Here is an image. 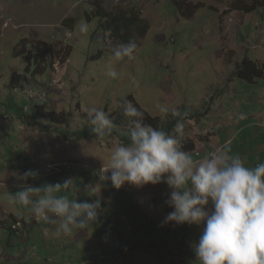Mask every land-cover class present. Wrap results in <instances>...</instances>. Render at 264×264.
Listing matches in <instances>:
<instances>
[{"label": "rangeland", "instance_id": "rangeland-1", "mask_svg": "<svg viewBox=\"0 0 264 264\" xmlns=\"http://www.w3.org/2000/svg\"><path fill=\"white\" fill-rule=\"evenodd\" d=\"M94 1L0 0V163L14 170L13 184L24 183L20 175L28 169L39 176L26 183L37 187L66 178L81 189L98 183L102 160L122 143L119 134L104 141L70 142L59 130L92 127L87 107L95 105L111 115L117 102L128 97L162 120L173 109L202 113L209 104L210 116L202 117L199 125L197 120L184 122L180 141L193 137L197 143L205 129L219 141L229 140L232 154H239L248 166L264 162V82L248 84L234 76L243 58L264 63V6L244 13L228 10L233 0H185L204 5L186 19L170 0H97L107 10L132 7L149 26L147 35L137 40L136 59L116 62L112 50L119 42L106 34L102 38L97 20L85 16ZM81 23L89 25L87 34L79 32ZM36 56L41 68L51 64L41 74H34ZM109 63L118 79L105 75ZM14 74L22 88H11ZM157 103L166 105L168 113H160ZM36 106L68 115V125L54 126L40 117L38 125H27ZM248 125L252 127L245 130ZM204 150L206 155L210 151ZM152 187L125 184L117 190L105 184L100 194H92L102 200L99 220L69 236L56 234L58 221L36 219L31 229V213L13 204L23 211L15 233L14 223L3 220L0 209V264H177L180 255L171 260L164 249L176 236L180 243L188 242L194 228L163 224L165 207L145 202ZM19 190H0V203L10 202ZM58 195L95 199L75 188ZM198 229L195 226V232ZM164 258L168 263L159 262ZM180 264H193V258L185 255Z\"/></svg>", "mask_w": 264, "mask_h": 264}, {"label": "clouds", "instance_id": "clouds-1", "mask_svg": "<svg viewBox=\"0 0 264 264\" xmlns=\"http://www.w3.org/2000/svg\"><path fill=\"white\" fill-rule=\"evenodd\" d=\"M88 31L87 23L79 25L82 35ZM138 50L136 38L130 37L112 50L113 61L134 60ZM105 75L119 78L111 63ZM116 106L128 120L130 140L115 146L106 162L102 160L98 183L81 189L73 179L66 178L37 187L26 183L39 176L36 170L28 169L20 175L24 183L19 185L11 203L46 224L58 221L56 234L69 236L76 230H88L99 220V194L105 184L119 190L125 184L140 188L164 183L170 190L165 203L173 211L162 223L203 225L198 242L193 245L196 264H264V162L248 166L227 145L194 160L182 149L179 139L188 118L186 111L172 110V115L178 117L173 135L146 123L145 113L132 101L125 98ZM155 107L163 114L169 111L160 103ZM86 112L98 140L112 135L116 125L109 113L95 105L87 107ZM73 188L95 199L58 195ZM96 193L99 194L92 195Z\"/></svg>", "mask_w": 264, "mask_h": 264}, {"label": "trees", "instance_id": "trees-1", "mask_svg": "<svg viewBox=\"0 0 264 264\" xmlns=\"http://www.w3.org/2000/svg\"><path fill=\"white\" fill-rule=\"evenodd\" d=\"M174 10L178 12L183 18L190 19L192 18L196 12L202 8H204L203 4H191L186 2L185 0H170ZM92 9L90 13H85L86 18L88 21L92 19H96L98 22L97 30L101 33L102 38L104 35H108V37L112 40L118 41L119 43L127 42L130 37L136 38V40L140 38H144L147 35L149 30V26L147 22L140 18L139 12L134 9H125V8H118L117 11L114 10H107L104 8L100 1H94L91 5ZM264 6V0H233L230 4L229 11L239 10L244 13H252L258 7ZM210 10H214L209 8ZM216 11V10H214ZM24 44V42H22ZM138 43V41H137ZM40 44L45 46V43L40 42ZM22 45V44H21ZM140 47V44L138 43ZM23 47V45H22ZM15 55L18 56L20 51H17V47L14 49ZM100 51L95 56L96 58L100 55ZM36 56L34 64H35V73L34 74H41L43 71H46L51 64H48L46 67H40V57ZM51 58V55L49 56ZM29 66L26 67V71H29ZM234 76L243 82L248 84H254L255 80H262L264 82V63H258L256 61H251L248 58H243L242 61L236 66ZM16 75H13L11 80V88L15 89L19 86L20 83L16 80ZM128 100L132 101L134 105H136L139 109H141L145 113V121L148 124H151L154 128L159 127L170 134L173 132L174 126L177 122L178 117H175L170 113L167 115L165 120H162L159 117H152L150 116L144 109L137 105V103L132 99V97H128ZM209 104L205 105V109L202 113L197 111H191L182 107L180 112H187L188 118L185 120H197L200 121L202 117L208 115L209 113ZM36 115L34 118H30L28 122H24L30 126L38 125L39 117L42 120H45L51 123L54 126H62L68 125V115L65 114H56L55 112H47L42 109L41 106H36ZM113 119L116 127L113 129L112 134H119L120 140L122 143H128L130 140L129 137V124L127 118L123 115L122 109H116L114 113L110 115ZM120 129V130H119ZM117 130V131H116ZM62 138L66 141L72 142H79L80 140H87L92 141L96 140V135L92 132V127H87L81 130H76L72 133H68L66 130H59ZM75 135V136H74ZM112 136V135H111ZM110 136V137H111ZM108 137V138H110ZM208 135H203L198 137L197 143H195L193 137H188L181 141L182 149L184 151H188L189 153L194 152L197 148L198 143L206 144L208 143ZM107 139V138H106ZM105 139V140H106ZM104 141V140H103ZM15 232V231H13ZM17 233V231L15 232Z\"/></svg>", "mask_w": 264, "mask_h": 264}, {"label": "crops", "instance_id": "crops-1", "mask_svg": "<svg viewBox=\"0 0 264 264\" xmlns=\"http://www.w3.org/2000/svg\"><path fill=\"white\" fill-rule=\"evenodd\" d=\"M211 111H212V106L210 105V111H209L208 115H206L207 117L210 116ZM199 123H200V121H198V125H199ZM250 127H252V125H248L245 130H248ZM2 131H3V129L1 127V131L0 132H2ZM202 134L209 136L208 137V143H206V144L199 143V145H197L196 150L194 152L190 153L194 160H200V159H203L206 156H208L209 153H207V155H206L205 154L206 152H205L204 149H208L209 148L210 151H212L214 149L222 148L225 145H228V143H229V140H223V141L220 140L219 141L215 137V133L205 132V129H204V132H202ZM203 151H204V153H203ZM14 175H15L14 170L4 169L3 164L0 163V190L1 191H3L5 189V187H7L9 189L13 188V187H15L17 189L19 187L18 185L13 184V181H15L14 180L15 179ZM152 190L153 191L150 192V194L146 198L145 202L146 203H151L153 205L158 204L159 206L165 207L164 211H165L166 214H164V216H166L169 212L173 211V209H169V207H167V204L165 203V201L169 197V191H170L168 189L167 185L164 184V183H161L159 185H155V187H152ZM0 209H1V215H2V219L3 220L8 218L13 223L20 222V220L23 221V213H22L23 211L20 212L18 210L19 208H16L11 203V201L8 202V203H0ZM210 209H211V205H209V210ZM5 214L7 216H5ZM29 218H30V221H32V223H31V229H32L33 226L37 223V220L32 214H29ZM160 220H162V218ZM172 225H175V224H172ZM1 226L4 227V223ZM195 226L196 225L192 226L194 228L193 229V238L189 239L188 242L180 243L181 242L180 239L176 236L174 238V241H173L174 244L171 243V244H169L168 247H166L164 249L165 250L164 252L169 254V257H170L171 260H173V258L174 259L179 258V255H180V259H179V261H177V264H180V262H182V260L185 259V255H186V258H187V255L190 258H193V264H196V256H195L194 251H193V245L198 242V239H199V236L201 234L203 225L199 226V229L196 232H195ZM24 227L27 228V225H25ZM5 228H8V226H5ZM21 233H22V231H21ZM181 257H183V258L181 259ZM168 260L169 259L164 258V259H160L159 262L168 263ZM1 261H3L2 257H0V262ZM6 261L9 262V259H7Z\"/></svg>", "mask_w": 264, "mask_h": 264}, {"label": "built area", "instance_id": "built-area-1", "mask_svg": "<svg viewBox=\"0 0 264 264\" xmlns=\"http://www.w3.org/2000/svg\"><path fill=\"white\" fill-rule=\"evenodd\" d=\"M84 1H85V2H90L91 0H84ZM19 227H20V222H16V223L13 224L11 230H12V231H15V232H16V231L18 232Z\"/></svg>", "mask_w": 264, "mask_h": 264}]
</instances>
